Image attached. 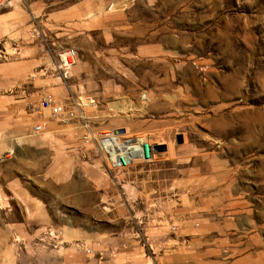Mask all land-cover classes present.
Returning a JSON list of instances; mask_svg holds the SVG:
<instances>
[{
	"label": "rangeland",
	"instance_id": "rangeland-1",
	"mask_svg": "<svg viewBox=\"0 0 264 264\" xmlns=\"http://www.w3.org/2000/svg\"><path fill=\"white\" fill-rule=\"evenodd\" d=\"M47 96L166 150L108 175ZM3 156L0 264H264V0H0Z\"/></svg>",
	"mask_w": 264,
	"mask_h": 264
},
{
	"label": "built area",
	"instance_id": "built-area-1",
	"mask_svg": "<svg viewBox=\"0 0 264 264\" xmlns=\"http://www.w3.org/2000/svg\"><path fill=\"white\" fill-rule=\"evenodd\" d=\"M76 60L75 50H67L61 54L56 66L61 80H69ZM40 109L47 111L53 121H78L82 128L79 139L81 159L87 164L99 165L108 175L125 174L137 165H149L153 162V144L149 140L141 136H130L125 129L92 127L85 109L75 98L59 100L52 96L43 97ZM45 127L46 124L40 122L33 127V132L39 134ZM3 162L0 158V165Z\"/></svg>",
	"mask_w": 264,
	"mask_h": 264
},
{
	"label": "crops",
	"instance_id": "crops-1",
	"mask_svg": "<svg viewBox=\"0 0 264 264\" xmlns=\"http://www.w3.org/2000/svg\"><path fill=\"white\" fill-rule=\"evenodd\" d=\"M42 157H43V160H52L53 161V159H55V157L50 155V154H44V155H42ZM60 158H62V159H60ZM60 158L58 159L59 162H56V163L54 162V164H52L50 166L46 163L43 164V166H45V169H43L44 173H50L52 175L53 173L60 171L57 178L55 175L53 177L52 181L43 183V185L49 184L52 186L51 188L53 189V193H54L53 198L55 200H58L59 202L64 201V199H66V196H64V192L65 193L67 191L76 192V193L78 192V184L77 185L75 183L74 184L73 183L67 184V180H63L62 173L64 171H67L69 168H67L66 163L64 164V162L67 161L65 159L66 157L64 156V157H60ZM55 178H56V180H55ZM82 191H83V189H82ZM43 192H44V195H46L47 194V188L44 189ZM48 198H50V197L44 196L43 197L44 202H47Z\"/></svg>",
	"mask_w": 264,
	"mask_h": 264
},
{
	"label": "bare ground",
	"instance_id": "bare-ground-1",
	"mask_svg": "<svg viewBox=\"0 0 264 264\" xmlns=\"http://www.w3.org/2000/svg\"><path fill=\"white\" fill-rule=\"evenodd\" d=\"M156 145L153 144V160H154V152L156 151ZM157 152V151H156ZM7 157V156H6ZM1 159L4 161L5 160V157H1Z\"/></svg>",
	"mask_w": 264,
	"mask_h": 264
},
{
	"label": "water",
	"instance_id": "water-1",
	"mask_svg": "<svg viewBox=\"0 0 264 264\" xmlns=\"http://www.w3.org/2000/svg\"><path fill=\"white\" fill-rule=\"evenodd\" d=\"M156 149L158 150V151H165L166 150V147L165 146H156Z\"/></svg>",
	"mask_w": 264,
	"mask_h": 264
}]
</instances>
